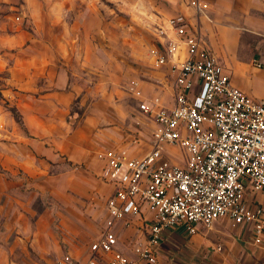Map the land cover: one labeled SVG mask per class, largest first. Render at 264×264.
Returning a JSON list of instances; mask_svg holds the SVG:
<instances>
[{"label": "rangeland", "instance_id": "rangeland-1", "mask_svg": "<svg viewBox=\"0 0 264 264\" xmlns=\"http://www.w3.org/2000/svg\"><path fill=\"white\" fill-rule=\"evenodd\" d=\"M157 6L153 0H0V264L83 257L103 232L112 189L96 152L128 148L131 136L147 152L154 124L137 111L130 87L136 83L157 98L171 80L168 68L155 64L153 51L163 46ZM167 150L184 164L181 148ZM232 229L197 237L224 248ZM120 231L121 247L136 260L130 249L143 239L142 229ZM175 232L195 238L184 228ZM172 242L161 244L170 261L206 251ZM207 251L209 258L213 247Z\"/></svg>", "mask_w": 264, "mask_h": 264}, {"label": "built area", "instance_id": "built-area-1", "mask_svg": "<svg viewBox=\"0 0 264 264\" xmlns=\"http://www.w3.org/2000/svg\"><path fill=\"white\" fill-rule=\"evenodd\" d=\"M210 21L209 5L192 0ZM161 28L166 44L155 49L156 67H167L173 103L149 98L136 83L137 111L154 124L152 147L140 155L126 148L96 152L101 178L112 192L107 221L88 256L67 253L58 264H156L163 236L177 228L194 236L228 220L264 242V100L231 84L218 58L183 16ZM181 148L184 164L167 149ZM139 227L143 239L121 247L120 227Z\"/></svg>", "mask_w": 264, "mask_h": 264}, {"label": "crops", "instance_id": "crops-1", "mask_svg": "<svg viewBox=\"0 0 264 264\" xmlns=\"http://www.w3.org/2000/svg\"><path fill=\"white\" fill-rule=\"evenodd\" d=\"M191 1L153 0L158 5L155 8L158 13L155 17L160 24L158 26L166 29L174 37L167 20L171 17L183 16L190 25L191 31L198 34L207 48L218 58L225 73L230 77L231 84L254 99L264 100V0H201L209 5L207 13L210 21L195 13L190 7ZM54 10L56 12V5ZM157 33L164 46L166 38L160 35V31ZM166 80L168 81L166 89L161 87L158 95L165 105L171 106L173 103L172 91L169 87L171 81ZM131 138V146L126 149L137 151L136 154H144L141 148L133 146L141 140L132 136ZM120 147L124 148L121 145H113L99 151ZM151 147L152 135L149 139L148 151ZM228 228H233L235 236L224 239L222 243L224 248L221 244L214 247L215 241L201 240L197 237L200 232L190 241L176 234V230L168 232L163 236L161 244L173 243L174 239L179 246L190 243L196 251L201 252L202 246H206V251L204 249L205 253L197 252L194 255L182 252V258L178 257L170 261L168 256L162 254L163 249L161 250L160 244L156 264H264V242L259 246L255 245L248 230L232 227L230 221L224 220L215 223L211 232L223 233ZM210 246L213 247V252L208 258L207 250ZM124 251L127 253L126 250ZM87 256L88 252L83 257Z\"/></svg>", "mask_w": 264, "mask_h": 264}]
</instances>
